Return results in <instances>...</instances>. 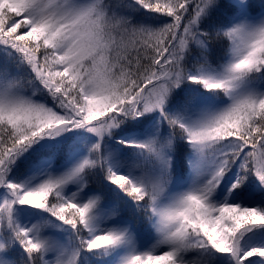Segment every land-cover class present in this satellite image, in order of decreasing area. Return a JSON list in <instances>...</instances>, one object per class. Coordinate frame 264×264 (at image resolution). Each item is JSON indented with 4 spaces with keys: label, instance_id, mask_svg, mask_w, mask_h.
<instances>
[{
    "label": "snow or ice",
    "instance_id": "obj_1",
    "mask_svg": "<svg viewBox=\"0 0 264 264\" xmlns=\"http://www.w3.org/2000/svg\"><path fill=\"white\" fill-rule=\"evenodd\" d=\"M257 257L264 0H0V264Z\"/></svg>",
    "mask_w": 264,
    "mask_h": 264
},
{
    "label": "trees",
    "instance_id": "obj_2",
    "mask_svg": "<svg viewBox=\"0 0 264 264\" xmlns=\"http://www.w3.org/2000/svg\"><path fill=\"white\" fill-rule=\"evenodd\" d=\"M156 264H166V262L165 261H158V262H156Z\"/></svg>",
    "mask_w": 264,
    "mask_h": 264
},
{
    "label": "rangeland",
    "instance_id": "obj_3",
    "mask_svg": "<svg viewBox=\"0 0 264 264\" xmlns=\"http://www.w3.org/2000/svg\"><path fill=\"white\" fill-rule=\"evenodd\" d=\"M145 244H146V242H145ZM158 251H159V250H158ZM160 254L162 255L163 253L160 252ZM254 259H264V258H259V257H257V258H254Z\"/></svg>",
    "mask_w": 264,
    "mask_h": 264
}]
</instances>
